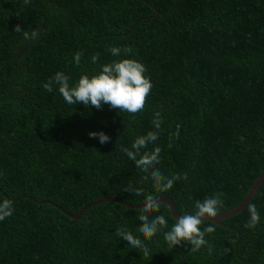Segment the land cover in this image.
Segmentation results:
<instances>
[{"label": "trees", "instance_id": "1", "mask_svg": "<svg viewBox=\"0 0 264 264\" xmlns=\"http://www.w3.org/2000/svg\"><path fill=\"white\" fill-rule=\"evenodd\" d=\"M17 24L37 36L25 39ZM120 59L143 63L153 85L138 113L69 105L43 88L57 72L74 85ZM156 113L158 139L142 151L159 147L155 167L182 177L159 193L121 151L157 131ZM100 131L110 142L90 138ZM263 172L264 0H0V203L13 208L0 221V264H264V183L250 203L257 227H245L248 207L220 225L205 220L201 230L212 224L215 232L199 251L164 239L176 223L165 203L150 219L163 215L167 226L151 239L138 231L143 208L107 202L73 220L42 204L76 215L102 199L142 205L152 195L184 215L223 193L222 214ZM121 228L144 247L132 248Z\"/></svg>", "mask_w": 264, "mask_h": 264}, {"label": "clouds", "instance_id": "2", "mask_svg": "<svg viewBox=\"0 0 264 264\" xmlns=\"http://www.w3.org/2000/svg\"><path fill=\"white\" fill-rule=\"evenodd\" d=\"M27 3L28 0H25ZM15 32H23L25 39L35 38L37 32L33 31L31 35L24 31L19 24L14 28ZM113 56H119L121 49L118 47H111L109 49ZM130 52L131 49H128ZM81 53L77 52L75 55L76 64L80 63ZM98 56L92 57V62L95 63ZM146 66L135 59H120L109 64L101 65L98 73L89 76L82 74L79 80L70 85L69 77L63 72H57L46 83L43 88L49 93L54 89H58L66 103L69 105L84 104L91 105L100 109L103 104H109L114 109L126 111L128 113L140 112L146 103L153 87L151 79L145 76ZM160 113L155 114L154 127L157 131H149L146 135L139 136L131 144V148L122 147L129 159L135 162L138 169L144 172V179H151L154 188L159 192H167L173 186L175 181L180 180V174H175L171 177L163 175L155 165L160 162L161 149L156 147L151 152L142 151L148 147L149 143H155L158 139V130L161 126L159 119ZM180 125H177V130L172 135L179 138ZM90 138H99L101 144L110 142V137L100 132H90ZM187 178L186 174L183 176ZM125 191H134L139 195V189H125ZM223 193H216L215 196L207 197L203 201L197 200L195 202L196 211L194 214H184L177 218L176 223L171 229L164 233V239L168 242L170 247H176L182 242H188L192 247L191 251H199L203 246L208 244L205 239L206 234L215 232V227L209 224L203 227L201 225L209 218H216L218 216L219 208L223 206ZM159 199L148 195L145 198L144 206L138 219L142 222L138 231L145 239H151L157 232L167 226V220L163 215L150 216L154 212H159ZM249 220L245 223V227L254 229L260 222V214L254 204L248 206ZM13 213L12 201L5 199L0 203V221L11 216ZM117 235L135 249L144 247L141 239L134 236L124 229H119ZM211 252V246H209ZM145 254L147 249L145 248Z\"/></svg>", "mask_w": 264, "mask_h": 264}, {"label": "water", "instance_id": "3", "mask_svg": "<svg viewBox=\"0 0 264 264\" xmlns=\"http://www.w3.org/2000/svg\"><path fill=\"white\" fill-rule=\"evenodd\" d=\"M264 183V172L261 174V176L257 179V181L255 182L252 190L250 191V193L248 194L247 198L235 209L229 211V212H225L222 214H218V216L216 218H209L214 222L215 224H222L223 221L228 220L236 215H239L241 212H243L248 206L249 204L254 200V196L256 195V193L258 192L259 188L261 187V185ZM160 203H165L169 206L170 210H171V214L172 216L177 220V218H179V216H181L176 207L175 204L173 202L172 199L168 198V197H163L159 199ZM107 202H115L118 204H121L123 206H126L127 208H131V209H139V208H143L144 204L142 205H132L130 203H127L121 199L118 198H106V199H102L99 200L95 203H92L88 206H86L85 208H83L78 214L76 215H72L70 213H68L67 211H65L62 207H59L58 205L52 203V202H42L43 203H49L53 206H55L56 208H58L59 210H61L62 212H64L66 215H68L70 218H72L73 220H79L81 219V217L83 216V214H85L87 211H89L91 208L96 207L100 204L103 203H107Z\"/></svg>", "mask_w": 264, "mask_h": 264}]
</instances>
